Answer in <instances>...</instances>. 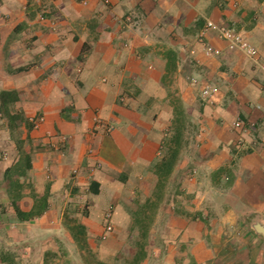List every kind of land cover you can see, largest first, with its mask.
<instances>
[{
  "label": "crops",
  "instance_id": "1",
  "mask_svg": "<svg viewBox=\"0 0 264 264\" xmlns=\"http://www.w3.org/2000/svg\"><path fill=\"white\" fill-rule=\"evenodd\" d=\"M232 1L0 0V93L16 97L9 117L0 113V264L18 260L15 244L24 242L38 253L21 256L22 264H42L46 240L67 237L53 214L63 210L58 199L69 185L89 193L90 214L82 225L90 236L107 223L119 231L129 222L125 206L150 198L158 181L155 166L175 113L171 94L192 108L204 131L198 157L182 155L172 176L183 170L184 190L201 197L207 185L221 203L230 202L208 243L197 240L203 253L195 258L203 264L228 249L220 228L234 226V214L264 219V76L206 28L258 10L248 40L264 56V0H247L238 9ZM42 5L45 17L36 11ZM204 44L221 55L207 56ZM197 80L216 89V105L200 107ZM36 117H44L37 129L30 121ZM236 117L259 126L260 142L249 137L250 152L233 164L228 127ZM191 164L195 176L185 170ZM227 168L231 182L219 188L212 177ZM216 178L218 184L228 180L225 171ZM25 180L35 188L25 189ZM47 196L40 217L17 218L14 205L32 212Z\"/></svg>",
  "mask_w": 264,
  "mask_h": 264
},
{
  "label": "rangeland",
  "instance_id": "2",
  "mask_svg": "<svg viewBox=\"0 0 264 264\" xmlns=\"http://www.w3.org/2000/svg\"><path fill=\"white\" fill-rule=\"evenodd\" d=\"M240 9L237 15H243V10ZM36 11L43 17L48 15L46 5L38 7ZM259 15L258 10H251L246 12L242 21L232 20L228 22L227 26H233L248 39V31L258 23ZM196 84L201 89L211 83H203L197 80ZM171 95L173 96L170 101L175 107L174 119L169 131L166 132L160 160L167 155L168 143L174 136L180 143V152L171 174L161 188L156 190L157 181L150 198L142 202L139 198L133 208L129 205L128 207L125 206L130 221L124 224L119 231H115V227L107 223L101 232L95 236H90L86 227L82 225V222L86 221L90 214L89 193L87 191L78 193L76 187L66 186V193L58 199L62 203L63 210L53 215L57 216V220L62 221L63 233L67 237H64V240L59 238L56 241L54 239L46 240V244L41 248L43 251L42 264H200L194 254L201 255L203 247L198 244L197 240L202 237V240L208 243L210 233L221 221L226 219L225 214L229 212L225 207L229 206L230 202L221 203L223 199L220 201L219 195L215 194L216 190H210V188L208 190L207 185L203 186L204 195L201 197L197 196L196 193L184 190L182 186L185 175L181 173L183 170H180L174 177L172 176L182 155H188L192 159L198 157L195 146L199 143L198 140L204 131L198 129L199 123L194 117L192 108L186 109L180 101L176 100L174 94ZM216 99L214 105L217 104ZM198 101L201 108L212 106L202 102L200 95ZM119 102L123 103L124 100L121 101L120 99ZM234 119L235 121L242 120L239 117ZM234 119L228 127L230 135L233 136L230 149L234 157L233 164L236 163L237 159L250 152L249 137L254 135V139L256 138V141L260 142L256 137L259 128L257 124L252 126L247 121L242 120L248 131L241 134L233 127ZM20 169L23 171L22 168ZM20 169L17 168L16 170L19 175ZM185 170H188L190 175H196L193 164ZM224 171L228 180L224 184H218L216 177ZM231 172V168L216 172L212 177V182L219 185V188H227L226 186H229L231 182L229 176ZM18 186L16 184V187L13 188L17 189ZM24 186L25 189L35 188L33 182L28 183L27 180H25ZM41 199L42 197L36 200L37 203H35L33 211L42 207L43 200ZM200 202L202 203L200 204ZM257 215L240 211L233 215L236 219L234 226H230L225 221L226 226L220 229L224 232L226 246L229 245L228 249L224 247L222 252H220L221 249L217 250L219 253L215 254L213 259L204 261L203 264H264L262 260L264 219ZM54 220V216H51L48 223L53 224ZM228 220H230L229 217ZM82 226L85 230H82ZM108 227L111 228V235L106 234ZM105 234L107 235L106 238H104ZM15 245L16 251L13 253L20 255H18V260L10 261L12 264H22L21 256L23 255L38 253V250H33L34 246L27 245L26 242ZM12 247L9 246L8 249ZM29 248H32L31 251L34 252H29ZM40 262L41 260L38 259H29L25 263L40 264Z\"/></svg>",
  "mask_w": 264,
  "mask_h": 264
},
{
  "label": "built area",
  "instance_id": "3",
  "mask_svg": "<svg viewBox=\"0 0 264 264\" xmlns=\"http://www.w3.org/2000/svg\"><path fill=\"white\" fill-rule=\"evenodd\" d=\"M245 1L247 0H233L232 6L233 8L238 9ZM41 17L43 16L41 15ZM206 28L215 30L218 34L219 39L225 43L230 51H236L244 54L250 61H252L253 65L256 66L264 76V56L259 52L258 49L252 46V44L242 34V32L236 30L233 26L218 27L212 22H207ZM204 51L207 56L217 57L221 55L220 50L206 44H204ZM215 97L216 89L211 87L210 85H205L200 89V98L202 102L208 105H214ZM30 121L33 125V128L37 129L39 125L44 122V117L32 118L30 119ZM233 127L241 134H245L248 131L245 123L242 120L235 121ZM110 231L111 228L108 227L106 230V234L110 233ZM106 234L104 235V238H106Z\"/></svg>",
  "mask_w": 264,
  "mask_h": 264
},
{
  "label": "trees",
  "instance_id": "4",
  "mask_svg": "<svg viewBox=\"0 0 264 264\" xmlns=\"http://www.w3.org/2000/svg\"><path fill=\"white\" fill-rule=\"evenodd\" d=\"M16 101V97L14 93H10V92H2L0 93V113L2 115H6L9 117V111H8V105L11 103H14ZM179 152H180V143L177 140V137L174 136L170 142L168 143V153L166 156H164L161 161L159 163L156 164L155 169L158 173V184L156 187V190H159L161 188V186L163 185V183L167 180V178L169 177V175L171 174L178 156H179ZM29 167V165H28ZM97 184L96 183H92L90 186V191L93 194H97L98 190H97ZM41 200L42 201V207H40L38 210L36 211H32V212H23L20 210V208L16 205H14V211L15 214L17 216V218L20 221H29L32 220L36 217H40L44 212L45 209L47 208L46 206V197H43ZM82 230H85V228L82 226L81 227Z\"/></svg>",
  "mask_w": 264,
  "mask_h": 264
}]
</instances>
